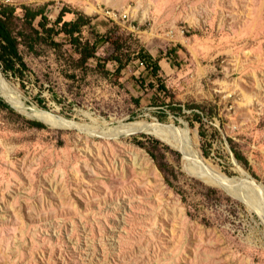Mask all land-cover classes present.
<instances>
[{"label":"rangeland","instance_id":"374dc122","mask_svg":"<svg viewBox=\"0 0 264 264\" xmlns=\"http://www.w3.org/2000/svg\"><path fill=\"white\" fill-rule=\"evenodd\" d=\"M2 9L21 56L15 73L0 60L2 77L26 110L73 125L0 95V264H264L256 213L151 132L112 134L133 121L188 129L215 171L240 178L239 166L264 186V0Z\"/></svg>","mask_w":264,"mask_h":264},{"label":"bare ground","instance_id":"6f19581e","mask_svg":"<svg viewBox=\"0 0 264 264\" xmlns=\"http://www.w3.org/2000/svg\"><path fill=\"white\" fill-rule=\"evenodd\" d=\"M1 72L0 95L14 108L41 121L48 127L54 128L73 125L70 121L49 112L36 109L26 110L18 97L14 95V91L10 89V86L2 77ZM144 130L151 132L168 147L179 151L183 155L184 168L189 174L201 178L209 185L220 188L224 187L225 189H223L227 190L230 195L237 197L250 211L256 213L264 224V186L257 184L252 178H249V176L238 165L237 166L242 173V177L240 178H230L215 171L200 156L198 150L193 144L188 129H178L173 124L133 121L120 123L114 128V130H112V134L113 136L118 137L135 134ZM134 158H136V155Z\"/></svg>","mask_w":264,"mask_h":264},{"label":"trees","instance_id":"16d2710c","mask_svg":"<svg viewBox=\"0 0 264 264\" xmlns=\"http://www.w3.org/2000/svg\"><path fill=\"white\" fill-rule=\"evenodd\" d=\"M26 15H28V12H26ZM32 17H33V14H32ZM69 24L71 28L67 30L65 33L68 34L69 37H71L73 41H76L77 38L73 37V34L77 32L78 23L77 22L63 23V27ZM81 55L83 56L84 59L92 57L91 52L88 50V46H85L83 48ZM0 60L4 63L5 70L7 71L11 70L14 73L16 71L14 67V63L16 61L21 62V56L18 50V39L14 35L10 27V12L8 14L7 9L0 10ZM144 63L147 68L151 66L153 69V72H155L158 69L157 63L152 62V58L149 55H145ZM0 105L5 108L9 107L1 99H0Z\"/></svg>","mask_w":264,"mask_h":264},{"label":"water","instance_id":"95a60500","mask_svg":"<svg viewBox=\"0 0 264 264\" xmlns=\"http://www.w3.org/2000/svg\"><path fill=\"white\" fill-rule=\"evenodd\" d=\"M9 105H11V104H9ZM12 106V105H11ZM199 179H201V178H199ZM202 180V179H201ZM203 181V180H202ZM204 182V181H203ZM222 187V186H221ZM222 188H224V187H222ZM225 189V188H224ZM227 191V190H226ZM235 198H237V197H235ZM238 199V198H237Z\"/></svg>","mask_w":264,"mask_h":264},{"label":"crops","instance_id":"0c3cea01","mask_svg":"<svg viewBox=\"0 0 264 264\" xmlns=\"http://www.w3.org/2000/svg\"><path fill=\"white\" fill-rule=\"evenodd\" d=\"M68 18H70V17H68Z\"/></svg>","mask_w":264,"mask_h":264}]
</instances>
